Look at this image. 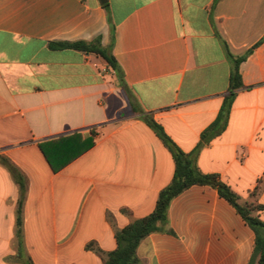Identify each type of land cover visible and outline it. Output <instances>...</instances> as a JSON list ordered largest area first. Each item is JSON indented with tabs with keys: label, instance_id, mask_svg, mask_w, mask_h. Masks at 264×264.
<instances>
[{
	"label": "crops",
	"instance_id": "crops-1",
	"mask_svg": "<svg viewBox=\"0 0 264 264\" xmlns=\"http://www.w3.org/2000/svg\"><path fill=\"white\" fill-rule=\"evenodd\" d=\"M95 40L185 153L229 95L227 53L246 55L225 128L195 164L264 205L263 184L250 196L264 178V0H0V264H105L115 230L150 214L171 181L172 155L106 62L52 47ZM91 130L94 145L52 171L38 144ZM167 218L138 245L137 264L250 260L254 232L215 189H186Z\"/></svg>",
	"mask_w": 264,
	"mask_h": 264
},
{
	"label": "trees",
	"instance_id": "trees-1",
	"mask_svg": "<svg viewBox=\"0 0 264 264\" xmlns=\"http://www.w3.org/2000/svg\"><path fill=\"white\" fill-rule=\"evenodd\" d=\"M52 47L71 48L87 53L91 52L100 56L106 62L107 67L114 73L118 86L126 96L131 110L139 114V119L154 131L156 136L172 155L174 162V171L171 181L159 191L153 211L144 217L132 220L124 228L115 230L116 248L110 252L104 253V263L137 264L138 258L136 249L140 242L151 233L163 231V228L167 225V212L171 200L191 186L198 185L209 186L215 189L219 197L228 202L254 232L255 239L253 251L247 264H254L255 261L257 264H264V220L260 218V212L264 210V205L256 201L241 202L238 195L221 181L218 174L203 173L195 164V155L198 149L214 136L220 134L225 128L228 112L235 96L234 91L242 87L238 67L239 63L245 59L246 55L234 58L227 53L233 62V68L229 79V95L225 98L215 120L201 133L200 142L196 150L185 153L167 136L162 126L153 119L152 113L144 112L138 108L130 90L124 82L123 72L114 56L111 54L110 48L102 47L99 40L93 42H61L52 45ZM95 134L93 130L89 131L86 136L82 133H73L71 135L40 142L38 146L50 169L56 172L90 149L94 145ZM64 145H66L67 152H70L67 154L66 158L60 160L57 155H59V153L63 155L65 149L63 147ZM259 182L260 184H258L250 194L253 198L261 191V185H264V178L261 181L259 180ZM164 231L172 233L171 230Z\"/></svg>",
	"mask_w": 264,
	"mask_h": 264
},
{
	"label": "rangeland",
	"instance_id": "rangeland-1",
	"mask_svg": "<svg viewBox=\"0 0 264 264\" xmlns=\"http://www.w3.org/2000/svg\"><path fill=\"white\" fill-rule=\"evenodd\" d=\"M114 75V74H113ZM264 200V199H263Z\"/></svg>",
	"mask_w": 264,
	"mask_h": 264
}]
</instances>
